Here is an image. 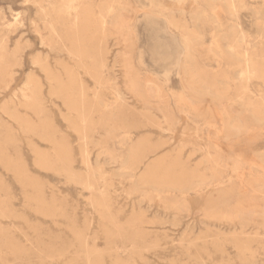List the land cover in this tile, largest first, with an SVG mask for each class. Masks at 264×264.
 <instances>
[{
	"label": "rangeland",
	"instance_id": "rangeland-1",
	"mask_svg": "<svg viewBox=\"0 0 264 264\" xmlns=\"http://www.w3.org/2000/svg\"><path fill=\"white\" fill-rule=\"evenodd\" d=\"M0 264H264V0H0Z\"/></svg>",
	"mask_w": 264,
	"mask_h": 264
},
{
	"label": "bare ground",
	"instance_id": "bare-ground-1",
	"mask_svg": "<svg viewBox=\"0 0 264 264\" xmlns=\"http://www.w3.org/2000/svg\"><path fill=\"white\" fill-rule=\"evenodd\" d=\"M179 2H180V1H179ZM77 4H78V3H77ZM175 4H176V3H175ZM177 4H178V2H177ZM109 5H110V4H109ZM107 7H108V6H107ZM109 7H111V6H109ZM109 7H108V8H109ZM113 8H114V7H113ZM68 9H69V8H68ZM71 10H72V9H70V11H71ZM108 10H109V9H108ZM75 12H76V10H75ZM76 13H77V12H76ZM78 14H79V13H78ZM109 14H110V12H109ZM76 15H77V14H76ZM83 15H85V14H83ZM87 15H88V14H86V16H87ZM108 17H109V16H108ZM77 18H79V17H77ZM103 20H105V19H103ZM75 22H76V21H75ZM103 23H104V22H103ZM105 23H106V22H105ZM75 25H76V24H75ZM75 25H74V23L72 24L73 27H76ZM102 25H103V24H102ZM103 27H105V25H104ZM78 28H79V26H78ZM73 29H76V28H73ZM73 29H72V30H73ZM89 29H90V28H89ZM76 30H78V29H76ZM73 43H74V42H73ZM247 55H249V54H247ZM247 55H246V56H247ZM242 59H244V60L246 61V58H242ZM242 61H243V60H242ZM243 64H244V63H243ZM248 64H249V63H248ZM248 69H249V68H247V70H248ZM245 70H246V69H245ZM248 71H249V70H248Z\"/></svg>",
	"mask_w": 264,
	"mask_h": 264
}]
</instances>
